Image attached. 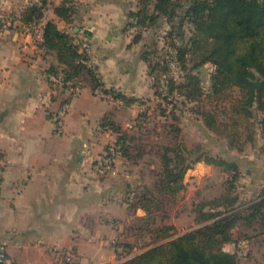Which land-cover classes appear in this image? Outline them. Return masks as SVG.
<instances>
[{"label":"crops","instance_id":"1","mask_svg":"<svg viewBox=\"0 0 264 264\" xmlns=\"http://www.w3.org/2000/svg\"><path fill=\"white\" fill-rule=\"evenodd\" d=\"M62 1L49 0L39 26L52 20L72 34L80 31L78 41L90 42L88 60L108 92L96 93L83 82L73 93L57 81L49 72L57 65L56 55L39 48L40 41L18 19L30 0H0V12L15 16L13 27L0 32V154L6 160L0 178V243L14 264H54V246L73 247L76 264H117L123 260L119 243L126 222L146 215L140 207L129 210L126 196L129 185L143 180L137 164L119 156L116 173L97 172L96 161L117 138L100 121L110 114L128 133L143 109L149 114L147 103L153 102L148 99L158 96L145 51L161 36L162 26L165 33L169 28L162 20L145 27L135 42L140 27L130 25L129 12L137 9V0H74L80 10L77 25L53 13ZM114 91L137 100L128 105ZM65 105L70 114L60 132L55 120ZM124 116L134 121L125 122ZM210 165L199 161L193 175Z\"/></svg>","mask_w":264,"mask_h":264},{"label":"trees","instance_id":"2","mask_svg":"<svg viewBox=\"0 0 264 264\" xmlns=\"http://www.w3.org/2000/svg\"><path fill=\"white\" fill-rule=\"evenodd\" d=\"M49 5V0L40 3L30 0L18 19L33 31L34 25L45 18ZM79 11L74 0H63L53 6L55 16L70 25L77 23ZM129 16L133 19L130 25L140 27L135 42L142 39L145 27L156 26L162 20L170 25L166 38L170 40L172 52L168 54L181 67L183 79L168 76L169 61L157 56V50L150 46L145 51V59L158 97L171 98L175 103L180 98L182 103L193 104L190 111L201 123L224 137L228 146L239 152L248 143L254 145L256 142V123L250 119L258 116L264 138V0H138L137 9L131 10ZM187 25L191 26V35L186 38ZM79 32L72 34L48 20L38 47L56 55L57 65L49 69L56 80L81 87L86 82L93 91L103 89L96 69L83 62L89 55L80 50ZM207 63L214 65V71L209 89L205 90L201 72ZM163 80L165 83L161 84ZM234 88L240 91L237 100L231 95ZM103 91L108 92L105 88ZM111 93L128 105L137 100L115 91ZM176 110L174 106L173 119L178 118ZM150 118L148 111L143 109L136 121L137 124L146 123ZM100 125L117 135L119 157L130 160L132 139L121 123L107 114ZM174 128L179 134L181 128L177 125ZM259 150L264 155V141ZM159 156L162 170L152 184L143 180L129 185L126 195L129 210L140 207L146 211L145 216L136 218L140 223L134 228L140 231L139 237L150 234L158 243L117 264H239L238 254L224 248L225 244L238 240L251 244L245 264H260L264 257V187L258 195L242 202L236 184L241 173L239 162L211 155L201 145L192 150L182 142L166 144L161 147ZM199 161L217 165L229 174L226 187L221 195L193 206L199 226L171 238L176 226L172 223L157 225V211L163 197L171 199L186 188L184 176ZM132 248L133 245L125 243L122 255L128 256Z\"/></svg>","mask_w":264,"mask_h":264},{"label":"rangeland","instance_id":"3","mask_svg":"<svg viewBox=\"0 0 264 264\" xmlns=\"http://www.w3.org/2000/svg\"><path fill=\"white\" fill-rule=\"evenodd\" d=\"M2 13L6 16H10V13ZM166 27L170 29V25L168 23ZM39 29L40 26L38 24L37 28L33 29L31 32L32 36H38L40 31ZM159 33L161 36L154 39L152 47L157 50V56L166 58L169 61V70L167 71V75L174 76L176 79L182 80L183 71L181 67L177 65L172 55L168 54V52H172V49L170 46V40H167L166 38L163 26L162 29L160 28ZM184 35L186 38L191 35L190 25L185 27ZM213 71L214 65L211 63H207L202 68L201 76L204 81L205 90L209 89L211 83L210 78ZM164 83L165 81L163 80L161 84ZM231 95H233L232 98L234 100H237L236 98L240 97V91L238 88H234L231 91ZM91 96L94 98L93 94H91ZM176 100L177 102L175 103L171 98L170 100H163L160 97L148 99V102H153L152 104L147 103L149 104L147 106L151 118L146 123L136 124L133 127L130 126L131 128L129 130L126 129L128 131V137L132 139L131 154L133 155L132 158L127 161L133 164V166L137 164V170L140 172L142 180L152 184L156 178V174L162 170L159 153L163 145L182 142L189 149L195 150L197 146L201 145L203 150L211 155L217 157L223 156L231 160L238 161L241 167V173L236 184L237 192L240 195L241 201L247 202L255 195H258L263 189L264 184V155L259 150V146L263 143L264 138L261 127L257 122L258 116L250 119L251 122L256 123L255 127L257 131L255 144L253 145L248 143L244 150L239 152L236 149L230 148L224 137L209 131L203 123H201L200 119L190 111V106L193 104L182 103L180 98H177ZM99 101L102 102L104 99H99ZM174 106L177 108V119H173V116L171 115ZM90 107L93 112L98 111L92 105H90ZM97 108L100 109L99 106H97ZM62 110L59 114H62ZM68 114H70L69 110L64 114L63 128L65 127ZM76 117L78 121H80V118H78L79 115ZM124 117L125 122L130 123L134 121L133 119H126V116ZM91 119V123H94L95 120L93 116ZM174 125L181 128L179 134L175 133ZM55 127L58 130L56 120ZM197 163L195 165H197ZM132 171L134 170L132 169ZM199 172V176L193 175L192 170L189 169L183 180L186 184V188L177 192L171 199L170 197L162 198V206L157 211V225L164 223L174 224L176 228L173 231V236H171V238L200 225L196 223L195 213L192 210L195 204L201 202L202 200H208L221 195L224 192L226 187L225 182L229 177V174L222 172V169L214 164L201 169ZM253 191H255L256 194L253 193ZM136 218L126 222L125 230L123 232L125 238L119 243L121 245H125L127 242L130 243L133 245L132 251L128 256H121L119 259L126 260L129 257L134 256L158 243L153 241V235L150 238V234L144 235V237H139L140 231H136L134 228L138 225V223H140ZM236 230L237 229L234 231L236 232ZM109 248L113 250L110 246ZM224 248L228 251L236 252L238 254L239 264H245V256L251 250V244L245 240H238L237 243L225 244ZM262 259L263 260L260 264H264V257ZM96 261L97 260H94V262Z\"/></svg>","mask_w":264,"mask_h":264},{"label":"built area","instance_id":"4","mask_svg":"<svg viewBox=\"0 0 264 264\" xmlns=\"http://www.w3.org/2000/svg\"><path fill=\"white\" fill-rule=\"evenodd\" d=\"M41 0H32L33 3H40ZM13 22V18L11 16H6L2 12H0V32L6 31L10 29V26ZM38 25H34L33 29H36ZM39 35L36 36L38 41H42V33H43V27H40L39 29ZM80 43V50L86 51L88 54L90 53V42L88 39H82L79 40ZM85 64L88 66H92V63L86 59L83 60ZM58 81V80H57ZM67 85L70 86V89L73 93H78L81 89L80 85L72 86L71 83L68 81L66 82ZM96 93L102 94L103 89L97 88L95 90ZM111 95V94H110ZM69 105H65V107L62 110V114L59 115L57 119V128L58 131H61L63 129V117L64 114L68 111ZM120 151L119 147L116 145V142H110L109 146L107 148V151L105 152V156H102L97 164H96V170L99 174H107V173H116V160L119 156ZM6 160L5 157H3L0 154V178L1 173L5 167ZM1 181H0V191H1ZM132 197V195L130 194ZM53 252L55 254V262L54 264H76L75 262V250L71 246H54ZM0 263L1 264H14L13 258L8 253L5 245L3 243H0Z\"/></svg>","mask_w":264,"mask_h":264},{"label":"water","instance_id":"5","mask_svg":"<svg viewBox=\"0 0 264 264\" xmlns=\"http://www.w3.org/2000/svg\"><path fill=\"white\" fill-rule=\"evenodd\" d=\"M20 30H23V26L20 27Z\"/></svg>","mask_w":264,"mask_h":264}]
</instances>
